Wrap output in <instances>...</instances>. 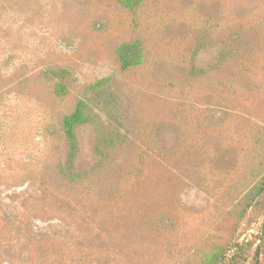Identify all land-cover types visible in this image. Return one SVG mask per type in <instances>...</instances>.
I'll return each mask as SVG.
<instances>
[{
    "label": "rangeland",
    "instance_id": "1",
    "mask_svg": "<svg viewBox=\"0 0 264 264\" xmlns=\"http://www.w3.org/2000/svg\"><path fill=\"white\" fill-rule=\"evenodd\" d=\"M133 16L119 0H0V264H159L261 237L264 200L242 223L226 211L264 174V0H145ZM125 44L143 62L122 75Z\"/></svg>",
    "mask_w": 264,
    "mask_h": 264
},
{
    "label": "trees",
    "instance_id": "2",
    "mask_svg": "<svg viewBox=\"0 0 264 264\" xmlns=\"http://www.w3.org/2000/svg\"><path fill=\"white\" fill-rule=\"evenodd\" d=\"M119 2L136 16L139 8L145 3V0H119ZM132 17V27L139 28L141 24L137 20V17ZM243 23L241 20H235L234 26ZM201 26L208 30L212 34H218L221 29V38L225 41L228 27L225 24H220L212 19L203 20ZM234 28V27H231ZM143 62V54L139 51V47L136 44H125L122 45L117 54L116 65L120 74L125 75L131 72L133 68L139 67ZM193 59H191V63ZM185 69H188L184 67ZM195 70V68H193ZM188 70V72L194 71ZM56 92L58 95L66 94V89L62 84L56 85ZM84 103H80L76 111L69 116H66L63 121V140H67L69 143L75 141V127L83 121L84 118ZM264 144V130L259 134V138L255 142L257 150L260 151L262 144ZM61 144V143H59ZM151 161L150 150L145 148L142 153L138 156L136 163L129 175L131 183L137 185L141 179V175L148 168ZM254 175V174H253ZM256 176V175H254ZM258 178V177H256ZM233 189L238 193L237 203L232 207L231 211H226L228 216H231L239 223H242L250 211L256 210L264 200V174L259 176L257 181H252L248 187L242 185H236ZM136 188L131 190L134 192ZM130 193V192H129ZM118 200H122L125 197L123 191H118ZM261 237H255L249 242H240L239 240L231 241L229 244L221 243H210L204 244L189 254L176 255L172 261H164L159 264H244L253 252L256 244H260L255 249L256 264H264L261 260L264 247V222L262 227ZM120 264V263H117Z\"/></svg>",
    "mask_w": 264,
    "mask_h": 264
}]
</instances>
